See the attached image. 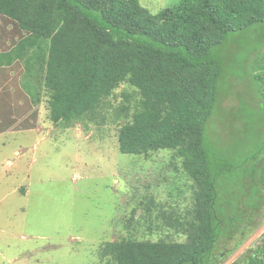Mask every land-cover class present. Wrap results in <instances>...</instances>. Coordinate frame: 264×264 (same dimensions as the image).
<instances>
[{
    "label": "trees",
    "instance_id": "1",
    "mask_svg": "<svg viewBox=\"0 0 264 264\" xmlns=\"http://www.w3.org/2000/svg\"><path fill=\"white\" fill-rule=\"evenodd\" d=\"M0 16L23 34L0 51V67L22 64L23 89L35 104L46 99L53 122L99 123L116 89L130 85L138 95L134 110L126 90L115 108V119L123 120L120 152L168 150L193 181L188 208L168 210L151 196L146 234L105 242L100 258L107 264H220L218 240L252 225L249 210L264 206V146L235 180L242 163L218 154L207 124L222 100L220 51L237 32L264 26V0H179L157 13L139 0H0ZM255 84L264 101V64ZM180 233L185 241L173 238ZM245 261L264 264V241Z\"/></svg>",
    "mask_w": 264,
    "mask_h": 264
},
{
    "label": "rangeland",
    "instance_id": "2",
    "mask_svg": "<svg viewBox=\"0 0 264 264\" xmlns=\"http://www.w3.org/2000/svg\"><path fill=\"white\" fill-rule=\"evenodd\" d=\"M139 1L157 13L179 0ZM256 28L237 32L238 39L231 38L221 49L222 100L207 124L218 154L232 165L242 163L235 180L251 169L255 151L264 146V101L255 84L264 64V26ZM22 35L0 16V51ZM22 72L19 62L0 67V264H107L99 255L105 242L146 234L145 206L151 196L168 210L190 206L193 181L174 153L136 156L119 150L123 120L115 119V108L126 90L134 110L138 95L130 85L116 89L99 123L64 127L50 119L44 97L33 103L23 89ZM259 156L264 166V153ZM226 183L224 193L229 192ZM249 194L256 196L257 190L251 188ZM250 195L248 200H255ZM254 212H248L252 225H242L233 239L218 240L214 252L221 254L220 264H246L264 233V206ZM173 238L185 241L186 235Z\"/></svg>",
    "mask_w": 264,
    "mask_h": 264
},
{
    "label": "flooded vegetation",
    "instance_id": "3",
    "mask_svg": "<svg viewBox=\"0 0 264 264\" xmlns=\"http://www.w3.org/2000/svg\"><path fill=\"white\" fill-rule=\"evenodd\" d=\"M263 241H264V233L261 235V237L257 240L255 248L251 251L254 252L255 249H257L258 247L263 245Z\"/></svg>",
    "mask_w": 264,
    "mask_h": 264
}]
</instances>
